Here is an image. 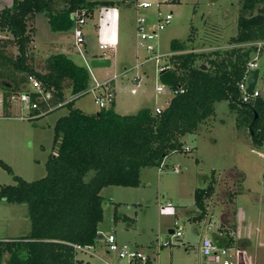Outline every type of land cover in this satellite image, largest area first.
Listing matches in <instances>:
<instances>
[{
  "label": "rangeland",
  "instance_id": "374dc122",
  "mask_svg": "<svg viewBox=\"0 0 264 264\" xmlns=\"http://www.w3.org/2000/svg\"><path fill=\"white\" fill-rule=\"evenodd\" d=\"M12 1L0 0V9L10 6ZM114 1L118 4L95 6L92 16L85 18L81 25L84 43L79 45L74 44L73 28L51 30L43 12H37L28 24L34 29L29 50L37 70L43 69L47 56L57 52L88 69L91 80L87 92L66 93L74 107L88 114L99 109L94 102L98 93L94 85L107 79L116 82L114 110L117 113L134 114L145 107L152 111L156 107L165 108L169 95L155 87L162 84L158 68L168 61L171 42H185L188 51L229 47L244 0ZM144 1L150 6L137 8ZM260 6L256 4L245 14H255ZM158 10L171 11L172 18L159 30L154 52L147 51L136 42L135 20L137 16L143 17L146 28L153 29ZM7 37L11 35L0 31V40ZM113 37L117 41L114 49L99 48V44ZM6 51L17 53L14 45H9ZM155 54L160 55L157 61H143L147 55ZM93 56L108 57L111 64L91 67L89 60ZM256 63L259 73L255 89L264 99V47ZM135 77L140 78V85L131 93ZM2 93L0 87V98L5 100ZM67 110L63 105L37 118L22 120L10 117L20 114L18 107L7 110L0 107V116H4L0 117V159L11 168L8 172L0 166V187L15 184L13 175L26 181L45 175L54 122ZM182 142L192 149L172 152L164 158L162 167L141 168L137 186L108 185L101 189L103 218L98 224L99 233L103 236L113 233L119 242L141 248L152 264H219L207 262L200 252L205 235L219 245L232 247L229 257L232 264H237L239 250L247 260L250 258V264H264V147L253 146L246 128L237 127L236 113L229 109L226 100L215 102L214 114L195 132L185 134ZM174 166L181 170L174 172ZM92 174L89 171L85 178ZM212 174L215 191L205 200V214L199 218L193 193L196 188L205 187ZM167 202L171 205L166 206ZM114 212L119 215L116 220ZM176 225L182 227L181 237H172L169 232ZM29 230L27 205L10 203L1 197L0 240L24 237ZM99 251L95 253L103 258L112 257L104 243ZM76 257L90 264H103L86 252L77 251Z\"/></svg>",
  "mask_w": 264,
  "mask_h": 264
},
{
  "label": "trees",
  "instance_id": "16d2710c",
  "mask_svg": "<svg viewBox=\"0 0 264 264\" xmlns=\"http://www.w3.org/2000/svg\"><path fill=\"white\" fill-rule=\"evenodd\" d=\"M116 4L113 0H13L0 9V31L11 35L0 40L3 96L28 90L32 77L51 91V105L66 100L63 105L68 109L54 122L45 175L32 181L13 175L15 184L0 187V198L27 205L30 220L26 236L0 240V264H90L75 258L73 245L96 246L101 241V189L108 185L135 187L141 168L160 166L172 152H183L182 137L214 114L217 101L226 100L236 113L237 127L246 128L253 146L264 147V99L249 97L243 102L238 89L255 48L244 43L264 41V0L243 1L229 47L188 51L185 42H171L172 54L158 79L170 89L183 91L172 95L160 112L145 107L134 114H119L112 103L88 114L66 96L67 92L86 93L91 80L88 69L57 52L47 56L43 69L37 70L29 50L34 29L28 24L37 12H43L51 30H70L73 11H84L90 17L95 6ZM256 4L262 6L246 15ZM9 45L15 46V55L7 53ZM0 166L11 172L1 159ZM89 171L93 174L86 179ZM211 177L193 193L199 218L205 214V200L215 191L213 174ZM117 218L114 212V220Z\"/></svg>",
  "mask_w": 264,
  "mask_h": 264
},
{
  "label": "built area",
  "instance_id": "2783aa9c",
  "mask_svg": "<svg viewBox=\"0 0 264 264\" xmlns=\"http://www.w3.org/2000/svg\"><path fill=\"white\" fill-rule=\"evenodd\" d=\"M150 6L149 2H140L137 4V8H147ZM71 17L74 19V27H73V37H74V44L79 45L84 43L83 32L81 29V25L84 24L86 16L84 15V11L77 12L73 11L71 13ZM172 18V12L168 11L166 13H162L161 11H157V18L156 23L153 29H147L145 26V19L143 17H136L135 20V35H136V42L141 47L145 48L147 51L154 52V42L158 38L159 30L163 29ZM116 39H111L110 41L103 42L99 44V48L101 50L105 49H114L116 44ZM245 46H254V50L251 52V56L247 61L245 71L243 73L242 79L238 83V89L241 93V99L243 102H246L249 97H256L259 96V92L255 87L253 88L252 94L246 93L247 87V76L250 70L257 67L256 59L260 53L262 47H264V41H253L244 43ZM172 52H169L167 55L169 56ZM102 57V56H101ZM160 55H147L146 58L143 60H151L155 59L156 61ZM166 68L164 64L158 68L159 72ZM135 87L130 89L131 93H135L136 87L140 85V78L135 77ZM113 79L106 80L103 83H96L93 89L98 91L97 95L94 98V102L98 105L99 108L108 107L115 101V90L112 84ZM166 86V85H165ZM164 84L157 85L155 88L157 91H163L164 94L169 95L167 98V102L172 95L182 92L183 89H170L169 87H165ZM101 89V91H100ZM87 92V91H86ZM51 97V91L47 90L42 86L40 81L37 79H33L32 77L29 78L28 82V90L21 91V92H13L7 95L4 98H0V107H5V104L8 106L5 109H9L11 107H18L21 111L18 116H10L19 119H33L39 116H42L46 113L51 112L56 107L62 106L67 101L57 102L54 105H51L49 99ZM7 100V101H6ZM163 108L156 107L153 109L155 112H160ZM4 117V116H0ZM184 152L190 151L192 147L190 145H183ZM163 164L160 165L162 167ZM181 169L179 166H174L173 171L179 172ZM171 203L167 202L166 206H170ZM181 225H176V228L171 229V236L172 237H181ZM102 241L105 245L106 252L110 253L112 257L110 258H103L95 253V246L88 245V246H80L74 244V250L86 252L91 256H94L96 259L100 260L103 264H152L149 256L139 247L132 246L127 243H121L117 240L116 236L113 233H110L106 236L102 237ZM231 246H222L214 242L209 236H203L200 243V252L202 256L205 258L207 262H215L219 264H232L229 257L231 256ZM241 254V258L243 260L242 264H250V258L247 260V256L242 250L237 252V264L239 263V253ZM75 258L76 255H75ZM78 259V258H77ZM118 259V261H117ZM76 261V259H74ZM85 262V261H84ZM75 264V263H74Z\"/></svg>",
  "mask_w": 264,
  "mask_h": 264
},
{
  "label": "water",
  "instance_id": "95a60500",
  "mask_svg": "<svg viewBox=\"0 0 264 264\" xmlns=\"http://www.w3.org/2000/svg\"><path fill=\"white\" fill-rule=\"evenodd\" d=\"M110 64V59L108 57H93L89 60V66L91 67H103V66H108ZM202 68H205V65H202ZM258 73L259 69L254 68L249 71L246 82H247V87H246V93L252 94L253 88L255 87V84L257 82L258 78ZM171 233V229L169 230ZM102 234H98V238H101ZM241 252L239 253V263L242 264L243 260L241 258Z\"/></svg>",
  "mask_w": 264,
  "mask_h": 264
},
{
  "label": "crops",
  "instance_id": "0c3cea01",
  "mask_svg": "<svg viewBox=\"0 0 264 264\" xmlns=\"http://www.w3.org/2000/svg\"><path fill=\"white\" fill-rule=\"evenodd\" d=\"M114 1V0H113ZM111 39H115L114 37L113 38H111ZM110 39V40H111ZM109 40V41H110ZM114 52V51H113ZM93 57H101V56H93ZM102 57H105V56H102ZM110 64H111V59H110ZM112 83H113V87H114V90H115V96H116V93H117V88H116V82L113 80L112 81ZM259 95H260V93H259ZM115 102V101H114ZM102 237H103V235H102ZM102 237L101 238H99L101 241H99L98 243H97V245L94 247L96 250L95 251H98V252H100L99 250H100V248H101V243H103V241H102ZM103 245V244H102ZM103 256H104V254H103Z\"/></svg>",
  "mask_w": 264,
  "mask_h": 264
}]
</instances>
